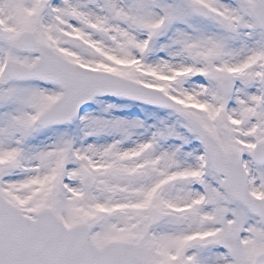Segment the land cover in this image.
I'll return each instance as SVG.
<instances>
[{"label": "snow or ice", "instance_id": "6c2138e0", "mask_svg": "<svg viewBox=\"0 0 264 264\" xmlns=\"http://www.w3.org/2000/svg\"><path fill=\"white\" fill-rule=\"evenodd\" d=\"M0 264H264V0H0Z\"/></svg>", "mask_w": 264, "mask_h": 264}]
</instances>
